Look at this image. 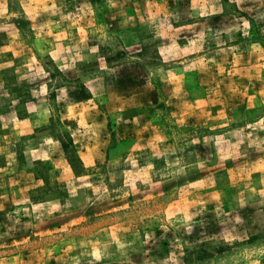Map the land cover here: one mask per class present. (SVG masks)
<instances>
[{"label": "rangeland", "instance_id": "obj_1", "mask_svg": "<svg viewBox=\"0 0 264 264\" xmlns=\"http://www.w3.org/2000/svg\"><path fill=\"white\" fill-rule=\"evenodd\" d=\"M0 264H264V0H0Z\"/></svg>", "mask_w": 264, "mask_h": 264}]
</instances>
